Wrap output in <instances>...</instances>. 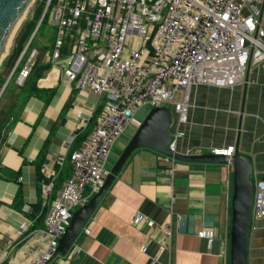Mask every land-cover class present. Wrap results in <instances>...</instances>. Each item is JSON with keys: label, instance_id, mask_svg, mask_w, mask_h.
I'll return each instance as SVG.
<instances>
[{"label": "crops", "instance_id": "crops-1", "mask_svg": "<svg viewBox=\"0 0 264 264\" xmlns=\"http://www.w3.org/2000/svg\"><path fill=\"white\" fill-rule=\"evenodd\" d=\"M42 64L49 67L36 81L37 93L54 89L53 95H34L23 106L17 100L16 121L0 142V167L4 169L0 177V264H29L43 246L46 213L72 175L68 156L80 144L75 138L89 133L105 103L104 96L78 91L61 74H50L49 54L42 56ZM18 77L15 83L21 86ZM12 101V94L7 93L0 104ZM169 109L171 134L183 133L176 142L179 155L186 149L202 155L212 149L237 147L250 159L253 183L264 182V70L260 66L250 63L245 82L232 88L192 87L184 124ZM147 113L143 111L139 124H131L112 148L105 165L108 173ZM42 152L38 179L35 163ZM60 158L64 160L58 167ZM232 173L226 163L177 161L169 174L162 154L137 149L67 253L56 254L50 264H229ZM46 186L50 190L44 198ZM137 213L154 226L134 223ZM178 217L181 221L171 249L161 229L176 226ZM200 231L213 233L212 239L199 238ZM247 264H264V219L254 221L249 229Z\"/></svg>", "mask_w": 264, "mask_h": 264}, {"label": "built area", "instance_id": "built-area-1", "mask_svg": "<svg viewBox=\"0 0 264 264\" xmlns=\"http://www.w3.org/2000/svg\"><path fill=\"white\" fill-rule=\"evenodd\" d=\"M43 20L54 29L49 73L61 74L78 91L104 96L105 103L93 130L69 157L71 178L49 206L43 246L29 264L51 263L73 213L102 187L112 148L139 110L171 107L184 124L192 87L232 88L245 82L250 63L264 70V0H45L37 28ZM35 56L33 50L19 73L20 84ZM182 136L172 135L171 153L179 154L176 142ZM234 151L230 146L210 154L232 166ZM162 162L172 174L177 160L162 154ZM49 190L44 188V198ZM262 219L264 182L257 181L251 222ZM141 221L154 226L137 213L133 222ZM180 221L161 229L171 249ZM197 236L211 240L213 233Z\"/></svg>", "mask_w": 264, "mask_h": 264}, {"label": "water", "instance_id": "water-1", "mask_svg": "<svg viewBox=\"0 0 264 264\" xmlns=\"http://www.w3.org/2000/svg\"><path fill=\"white\" fill-rule=\"evenodd\" d=\"M32 2L33 0H0V64L8 54V51L5 53L6 44L11 36H13L11 39L12 42ZM36 30L37 25L25 47L29 45ZM5 86L6 82L0 90V94ZM171 123L172 113L167 107L153 108L147 113L138 129L123 149L118 160L109 171L102 187L85 205L73 213L69 225L58 241L56 249L57 255H65L76 241L87 221L97 208L101 198L110 187L126 160L135 150L139 148H149L160 154L174 157L177 161L187 163L222 164L225 162L223 156L211 154L182 156L177 153H171L167 149V146L172 141V134L170 132ZM232 172L233 184L229 231V264H247L249 229L252 224L251 212L254 183L251 179L252 164L250 159L242 154L237 147L232 156Z\"/></svg>", "mask_w": 264, "mask_h": 264}, {"label": "trees", "instance_id": "trees-1", "mask_svg": "<svg viewBox=\"0 0 264 264\" xmlns=\"http://www.w3.org/2000/svg\"><path fill=\"white\" fill-rule=\"evenodd\" d=\"M44 1L45 0H36L35 5H34L35 7L32 11L31 17L28 20L24 21L22 23V25L20 26V28L18 29V31L14 37L10 53L3 60L2 65L0 67V68H2V70L0 72V90L3 87V85L6 81V78L9 76V74L11 72H13L11 75V78L9 79L8 83L6 84V86L3 89V92L0 96V101L3 100V96L7 93H11L12 98L14 99V102L12 101V103L8 102L5 105L0 104V142L2 140V137L6 134V131H9L11 129L12 125L16 121V117H17L16 114L18 112V110L16 109V102L21 101L22 106H23L30 97H32L34 95H40L41 94V93H37L38 89H36L35 85H36L37 79L49 67L48 64H45V65L42 64V56L44 53L46 54L47 52L48 53L50 52L54 37H52L53 40L51 43H49L45 46H41L36 41V33H37L36 32L34 34V37L31 39V41H30V43H29V45H28V47L24 53H23V50H24L25 46L27 45V43H28L33 31H34L38 20L41 17V14L43 12V7H44ZM45 21L46 20H43L42 24H45L44 23ZM48 45H50V46H48ZM32 48H39L38 54L35 56L33 66L31 68V71L28 74L27 78L24 80V82L21 86H18L15 84V79H16L17 75L19 74V72L21 71L22 65L25 61L26 52H28ZM21 54H22V56H21ZM18 59H20V60L18 61ZM17 61H18V63H17ZM16 63H17V65L15 66ZM16 90L18 91V93H14ZM41 92H42V94L38 97H41L42 95H47L48 98H50L53 95L54 89L42 90ZM72 99H73V97L71 96L68 100V105L72 101ZM22 106L20 107V109L22 108ZM65 107H67V105ZM65 107H64V109H65ZM93 128H94V126H93ZM92 129L89 131L88 134L85 132H84V134H77L75 141H80V144L72 152L77 150L82 145V143L86 140L88 135L91 133ZM45 149H46V147L44 148L43 152L45 151ZM43 152L40 154L38 160L35 163L38 179L40 178L39 169H40V164H41ZM70 155L71 154H69V156H68V160H69ZM3 171H4V169L2 167H0V177H1V174ZM15 180L18 181V173H16ZM18 196H19V192L17 193L16 197H18Z\"/></svg>", "mask_w": 264, "mask_h": 264}, {"label": "rangeland", "instance_id": "rangeland-1", "mask_svg": "<svg viewBox=\"0 0 264 264\" xmlns=\"http://www.w3.org/2000/svg\"><path fill=\"white\" fill-rule=\"evenodd\" d=\"M35 2H36V0H33V2H32V4L30 5V7L28 8V10L26 11V13H25V16H24V18H23V20H22V22H21V24H20V26L22 25V23L24 22V21H26V20H28L30 17H31V15H32V11H33V9H34V5H35ZM38 23V22H37ZM45 24H40L39 25V27L37 28V30H36V41L38 42V44L39 45H41V46H43V45H47V44H49V43H51L52 42V37H53V34H54V29L53 28H51V27H49L47 24H46V21L44 22ZM20 28V27H19ZM18 28V29H19ZM18 31V30H17ZM17 33V32H16ZM16 35V34H15ZM15 37V36H14ZM13 40H14V38H13ZM13 40H12V42H11V45H9V47H8V49L9 50H7L8 51V54L10 53V50H11V47H12V44H13ZM28 47V46H27ZM27 47H25V49H24V52H25V50L27 49ZM33 49H36V48H32V49H30L28 52H26V56H25V61L27 60V58L29 59V57H30V55H31V52H32V50ZM38 51L39 50H36V55L38 54ZM7 54V55H8ZM48 54V52L45 54H43V56H45V55H47ZM7 57V56H6ZM5 57V58H6ZM4 58V59H5ZM35 59V58H34ZM24 61V62H25ZM28 61V60H27ZM32 61V60H31ZM30 61V62H31ZM3 62V61H2ZM2 62H1V64H0V67H1V65H2ZM1 70H2V68H0V72H1ZM6 82V81H5ZM8 83V82H7ZM16 84V83H15ZM23 84V83H22ZM21 84V85H22ZM17 85V84H16ZM47 85V84H46ZM2 103H3V100H2ZM146 109H141V110H139V112L136 114V116L133 118V121H132V125H134V124H137L138 123V118H142V112L143 111H145ZM148 110V112H149V108L147 109ZM139 124V123H138ZM78 209V208H77ZM77 209H75V210H77Z\"/></svg>", "mask_w": 264, "mask_h": 264}, {"label": "bare ground", "instance_id": "bare-ground-1", "mask_svg": "<svg viewBox=\"0 0 264 264\" xmlns=\"http://www.w3.org/2000/svg\"><path fill=\"white\" fill-rule=\"evenodd\" d=\"M12 37H13V36L10 37V40L8 41V43H7L6 46H5V53H6L7 50H8V47H9V45H10V43H11V39H12ZM5 53H4V55H5ZM55 76H56V75H55ZM45 84H47V83H45ZM45 84H44V85H45Z\"/></svg>", "mask_w": 264, "mask_h": 264}]
</instances>
